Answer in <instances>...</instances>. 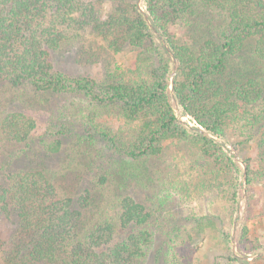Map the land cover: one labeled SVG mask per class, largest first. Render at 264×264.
<instances>
[{"label": "trees", "instance_id": "trees-1", "mask_svg": "<svg viewBox=\"0 0 264 264\" xmlns=\"http://www.w3.org/2000/svg\"><path fill=\"white\" fill-rule=\"evenodd\" d=\"M139 2L0 0V264H192L223 219L183 217L163 180L161 194L138 187L153 181L167 141L195 149L218 174L241 173L211 136L230 128L238 153L256 150L257 168L242 156L249 219L253 185L264 180V0ZM125 50L135 52L127 68L115 59ZM56 61L100 63L102 77L69 75ZM172 97L197 126L178 118ZM33 108L48 113L38 141ZM238 179L230 218L241 208ZM248 235L240 224L245 254L261 247ZM230 238L221 231V264H246Z\"/></svg>", "mask_w": 264, "mask_h": 264}, {"label": "rangeland", "instance_id": "rangeland-1", "mask_svg": "<svg viewBox=\"0 0 264 264\" xmlns=\"http://www.w3.org/2000/svg\"><path fill=\"white\" fill-rule=\"evenodd\" d=\"M141 8V0H140ZM108 7L107 2L103 3V8L106 10ZM176 36H182L181 31L173 28ZM135 57V52L125 50L122 53L115 55L118 64L123 68L131 67ZM54 67L65 73L76 76L82 75L100 79L102 77V67L100 63H76L68 61H56ZM172 74H174L172 72ZM173 107L178 118L189 127H195L197 124L188 115L183 113V110L178 106L172 97ZM30 114L36 118L37 127L34 131V136L39 140L46 128L48 113L45 110L33 108L30 109ZM238 133V131H236ZM242 139L241 137H239ZM221 142L233 159L239 162L242 166L241 173L236 171H226L225 173H216L217 170L214 166H207L202 156L195 152V149L187 148L183 145H178L176 142L167 141L164 143V150L160 156L152 161V177L153 181L148 188L139 186L141 194H149L150 191L161 194L164 186L161 185L162 180L166 186H169V191L173 194L174 200L171 206L174 210L178 211L184 216L194 215L200 216L204 214H215L223 219L224 223H218L216 228L207 229L206 234L198 241L199 249L191 254L192 264H215L225 263L226 260L222 259L224 253L223 242L221 241V231L229 232L230 249L235 257L246 260V264H264V180L253 185V198L251 202V214L249 219L245 218V186L246 179L244 180L242 156L252 157V163L255 168L257 164L255 161V147L253 145H245L241 147V152L238 153L232 146L234 141H237L233 130H227L225 137L216 138ZM46 156L45 152H41V158ZM29 158H23L24 162H30ZM50 164L55 163V160L44 159ZM20 161V165L24 162ZM212 167V168H211ZM239 178V179H238ZM246 178V174H245ZM237 179L242 181L243 195L239 199L241 208L237 211L236 216L230 218L231 197H229V189H231L232 182L237 183ZM170 184V185H169ZM185 185L182 191H174L173 186L177 188ZM163 188V189H161ZM165 191V190H164ZM234 215V214H233ZM246 224L249 228V239L252 243L257 240L260 248L249 253H242L238 250L236 244V237L240 224ZM186 227L191 229V224L187 223ZM5 225L0 222V236H4ZM182 252V251H181ZM180 251L176 254L179 255ZM150 261L151 258H150ZM232 264H239L237 262Z\"/></svg>", "mask_w": 264, "mask_h": 264}, {"label": "water", "instance_id": "water-1", "mask_svg": "<svg viewBox=\"0 0 264 264\" xmlns=\"http://www.w3.org/2000/svg\"><path fill=\"white\" fill-rule=\"evenodd\" d=\"M172 78H173V74H172V77H171V86H170V89H172ZM211 136L214 137V138H217L216 136H213V135H211ZM240 162L242 163V161H240ZM243 170H244L243 175H244V180H245L246 170H245V166L244 165H243Z\"/></svg>", "mask_w": 264, "mask_h": 264}]
</instances>
